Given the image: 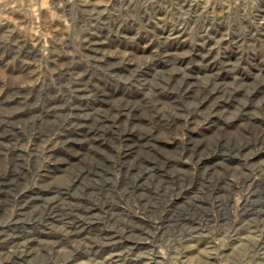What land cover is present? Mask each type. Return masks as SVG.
Returning <instances> with one entry per match:
<instances>
[{"label": "rangeland", "instance_id": "rangeland-1", "mask_svg": "<svg viewBox=\"0 0 264 264\" xmlns=\"http://www.w3.org/2000/svg\"><path fill=\"white\" fill-rule=\"evenodd\" d=\"M0 264H264V0H0Z\"/></svg>", "mask_w": 264, "mask_h": 264}]
</instances>
